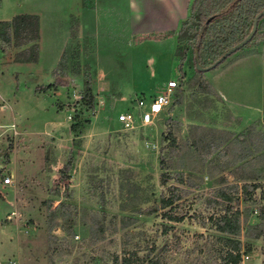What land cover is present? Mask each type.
Here are the masks:
<instances>
[{"label":"rangeland","instance_id":"1","mask_svg":"<svg viewBox=\"0 0 264 264\" xmlns=\"http://www.w3.org/2000/svg\"><path fill=\"white\" fill-rule=\"evenodd\" d=\"M191 4L0 0V20L19 13L41 18L38 62H15L0 48V122L17 126L0 143V264H112L125 248L140 250V257L159 253L164 264H211L218 235L211 216L238 209L243 232L261 221L264 180L249 199L241 189L232 192L233 203L217 193L244 184L241 174L251 168L234 162L233 152L241 148L237 140L255 126L264 129L258 115L264 77L257 69L230 66L245 56L258 61L264 38L209 70L185 64L183 77L174 54ZM63 52L69 86L40 92L56 81ZM85 71L95 94L91 109L78 97ZM171 79L178 83L175 97L160 119L125 130L118 113L134 109L136 97L160 92ZM212 82H219L230 109ZM7 174L13 185L4 187ZM169 187H177L181 199L161 209ZM12 209L18 219L6 221ZM169 209L184 219L170 221L164 215ZM123 217L132 218L128 228ZM99 226L105 230L96 240L92 227L97 232ZM241 239L253 245L243 264H264V236Z\"/></svg>","mask_w":264,"mask_h":264},{"label":"trees","instance_id":"2","mask_svg":"<svg viewBox=\"0 0 264 264\" xmlns=\"http://www.w3.org/2000/svg\"><path fill=\"white\" fill-rule=\"evenodd\" d=\"M264 10V0H192L190 13L182 22L177 31V44L175 58L179 61L183 77L186 72L182 69L185 64L192 66L194 71L202 72L198 65L206 68L214 64L223 54L242 41L251 32L256 15ZM264 38V16L260 18L257 31L253 38L245 46ZM76 39V38H75ZM41 18L36 13H19L9 20H0V48L7 53L15 62L36 63L39 61L41 50ZM85 37L84 43L87 44ZM78 46V45H77ZM73 48V55L78 57L79 48ZM79 47V46H78ZM13 50V51H12ZM81 50V49H80ZM86 53L88 49L84 50ZM66 53L63 52L55 72L57 79L46 88H39L40 92L47 91L52 87L69 86L70 76L67 66ZM83 80L82 107L94 108L96 105L95 94L92 86V76L85 71ZM178 101V100H177ZM77 125L74 130L77 131ZM240 150L233 152L234 162L241 161V167L251 168L241 174L244 184L241 187L230 184L224 189H219L218 195L227 202L234 201L232 192L242 190L245 199L251 198L252 194L260 187L257 181L264 180V131L249 129L241 134ZM222 147H224L222 145ZM227 149V148H226ZM263 162L261 166H255V161ZM65 169L68 166H64ZM253 180L255 182H253ZM167 179H164L166 183ZM171 192L168 196H161L160 208H171L181 194L177 187H169ZM159 208H157L158 210ZM55 214L56 212H52ZM69 213H65V219ZM171 221H182L183 216H175L171 209L164 212ZM242 213L238 209L227 208L218 216H211L210 226L218 235L215 236L211 245V264H243L244 254L253 251L251 242L243 241L241 235L246 238L259 239L264 236V209L259 214L260 222L249 224L243 232ZM123 228H128L132 218H121ZM165 232L169 229L165 227ZM72 232V227L70 228ZM104 227L99 226L97 232L92 227L95 239H101ZM155 247V246H154ZM156 249V248H154ZM140 250H123L122 256L115 255L112 264H164L163 257L159 253L140 257Z\"/></svg>","mask_w":264,"mask_h":264},{"label":"built area","instance_id":"3","mask_svg":"<svg viewBox=\"0 0 264 264\" xmlns=\"http://www.w3.org/2000/svg\"><path fill=\"white\" fill-rule=\"evenodd\" d=\"M177 85V81L171 79L160 92L151 99L147 100L145 97H136L135 108L118 113L117 120L122 124L125 130H134L139 125L146 126L155 124L156 120L160 119V115L171 105L175 97ZM78 97L81 99L82 93H80ZM10 130H14V132L17 133V126L15 123L7 125L0 122V143L8 136V131ZM1 182L4 187L13 185V179L9 174L4 175ZM18 216V212L12 209L11 212L6 214L5 220L16 221ZM249 257V254H244L243 260L249 259ZM12 263L15 264L16 262L12 261Z\"/></svg>","mask_w":264,"mask_h":264},{"label":"crops","instance_id":"4","mask_svg":"<svg viewBox=\"0 0 264 264\" xmlns=\"http://www.w3.org/2000/svg\"><path fill=\"white\" fill-rule=\"evenodd\" d=\"M168 30H170V29H168ZM260 57L258 58V61H257L256 58H252L251 56L240 57V58L236 59L234 62H232L230 66H234L235 67V66L241 65V67H245L246 71H248L247 70V68H248V69H252L254 72H256V69H257V74H261V76L264 77V54H262V56L260 55ZM255 59H256V62H255ZM168 81H165V83H167ZM212 84H213V88H214L215 92L220 95L221 101L229 108V106L227 105L228 97H227L226 93L224 92V90L219 88V82H216V83L212 82ZM156 94H152L150 92V95L149 96H146V95L143 94V95H141L139 97H145L147 100H149L152 97H154ZM263 95H264V90H263ZM258 111L260 112L258 114L259 115V119H263L264 118V96H263V99H261V106H259ZM262 123L264 124V119H263V122ZM254 130H261V131H263L264 129L259 128L258 126H255ZM260 187H261V185H260ZM256 212H257V210H256ZM259 214L257 215L258 218H259ZM258 223H259V221H258ZM250 224H257V223L256 222H253V223H250ZM249 259H250V257H249Z\"/></svg>","mask_w":264,"mask_h":264},{"label":"water","instance_id":"5","mask_svg":"<svg viewBox=\"0 0 264 264\" xmlns=\"http://www.w3.org/2000/svg\"><path fill=\"white\" fill-rule=\"evenodd\" d=\"M264 16V10H262L261 12H259L255 19H254V24H253V28L251 30V32L248 34V36L246 38H244L242 41H240L238 44H236L235 46H233L232 48H230L229 50H227L223 56L221 58H219L214 64H212L211 66H208L206 68H202L200 65H198L199 69H203V70H209L212 69L214 67H216L217 65H219L222 61H224L228 56H230L231 54L235 53L236 51L240 50L241 48L245 47L248 42L253 38V36L255 35L257 28H258V24H259V20L260 18H262ZM3 166L0 165V171L1 168Z\"/></svg>","mask_w":264,"mask_h":264}]
</instances>
